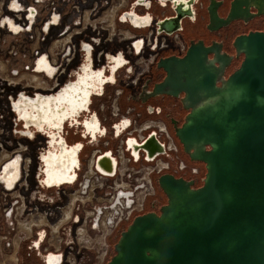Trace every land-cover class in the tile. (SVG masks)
Segmentation results:
<instances>
[{
    "label": "built area",
    "instance_id": "built-area-1",
    "mask_svg": "<svg viewBox=\"0 0 264 264\" xmlns=\"http://www.w3.org/2000/svg\"><path fill=\"white\" fill-rule=\"evenodd\" d=\"M208 2L15 0L18 7H12L13 0H0V54L24 60L20 69L12 57L0 60L1 168L18 160L12 186L0 184L2 257L13 264H46L48 256L56 264H107L132 220L165 199L160 176L203 185L204 164L190 161L173 133L171 121L180 124L186 115L180 99L159 95L141 101L140 95L162 82L164 73L152 78L159 59L185 54L189 26L207 24ZM177 19L175 29H163ZM40 62L54 70L51 77L36 71ZM83 69L100 71L103 81L76 121L63 122L60 130L69 145L82 144L79 168L71 182L47 187L39 177L49 137L34 127L28 135L14 104L21 95L59 94ZM85 117L95 119V139ZM129 140L137 145L135 154ZM150 140L153 146L146 147Z\"/></svg>",
    "mask_w": 264,
    "mask_h": 264
},
{
    "label": "water",
    "instance_id": "water-1",
    "mask_svg": "<svg viewBox=\"0 0 264 264\" xmlns=\"http://www.w3.org/2000/svg\"><path fill=\"white\" fill-rule=\"evenodd\" d=\"M221 5L209 0L207 32L264 16V0H233L225 18ZM188 44L183 56L157 61L164 78L140 98L180 99L186 115L171 121L173 133L189 160L204 164V183L160 176L166 204L132 220L107 264H264V31L236 36L233 55L222 43Z\"/></svg>",
    "mask_w": 264,
    "mask_h": 264
},
{
    "label": "flooded vegetation",
    "instance_id": "flooded-vegetation-1",
    "mask_svg": "<svg viewBox=\"0 0 264 264\" xmlns=\"http://www.w3.org/2000/svg\"><path fill=\"white\" fill-rule=\"evenodd\" d=\"M233 0H227V1H223L222 5L220 6L219 10H218V14L219 17L221 18H225L226 14L228 13L229 7H230V3ZM256 25H258L257 27H254ZM206 26V25H205ZM235 29L234 34L232 33V31ZM251 31H264V16H260L258 18H255L253 20H251L250 22H248L247 24H242L239 21L233 22L230 24L229 27L227 28H222L219 29L216 32H207L206 30H204L203 34L201 36L196 37V40H203L204 44L207 46L213 42L216 43H222L223 46V51L228 50V42L231 38V35H235L234 37L238 36V35H242V34H246L248 32ZM233 37V38H234ZM227 52V51H226ZM118 62L116 61V65L117 66ZM84 70V69H83ZM114 71V68L111 69V74ZM91 76H93V78H91ZM101 72H97V73H87L85 74V72H83V74H81V76L78 75V80L77 82H75L74 84L69 85V89H76V91H74V94H71L68 97L67 102L65 103V106H61V104L59 105H55L54 102L57 101L55 99V95H39V100L42 101L41 106H42V116L41 118H35L36 122H45V124H49V126H51V128H55V130H59V128H62L63 126V122L67 121V118H65V116H69V114H73V112H75V108H77V110H79V108H83V110L86 108L85 104H87V100L89 98H87V94H89V88H97V90L99 89L100 84L102 83V79H101ZM112 79V75L110 76V80ZM85 80H87V82H85ZM91 80H95V84H97V86H93V84H91ZM65 89V88H64ZM160 97V96H159ZM28 98L29 97H26ZM35 98V97H33ZM165 98V97H164ZM32 99V98H30ZM165 100V99H164ZM180 103V100H179ZM65 108H67V110H65ZM82 111V110H81ZM79 112H77L78 114ZM61 118H65V120H63V122H61ZM73 118H75V116H73ZM85 120H87V122H85V128L86 130H89V132H91L92 137L95 139L96 136L95 134H93V132H95L97 125L95 122L94 118H91V120L88 121V117H85ZM76 121V119H75ZM55 122H57V124H55ZM69 122H71V120H69ZM59 124H61V126H59ZM29 127H33V126H29ZM29 127H27L28 132H29ZM41 128H43V126H41ZM51 128H49V130H51ZM37 130H39V125H37ZM55 130H51V132H55ZM30 133V132H29ZM45 133V132H43ZM57 134H59V132H57ZM57 134H55V136H57ZM28 135H31L28 134ZM47 136H49V138H53V134H47ZM59 136H61V134H59ZM61 138H63L61 136ZM53 140H55V142H59V140H57V138H53ZM63 142H65V146L63 147V152L61 155H63V153L67 154V159L70 162V164L73 165V162H75V168H79V159H78V152L80 150L81 147V143L78 142L77 145L73 146V148H75V152H73V150H71V148H69V150H67V146H71L67 143V141L65 139H63ZM61 144V142H59V144H57V146H59ZM55 146V148H53V144H51V142H49L47 149L45 150L44 153H42L41 155V166H40V180L42 182L43 185L48 184L47 182H44V174L43 171L45 169V165H51L52 163H54L56 160L54 159L53 156L57 157V154H53V150H55V152L58 153V147ZM73 156H75V158H73ZM61 160H63L61 158ZM75 168H73V172H75L76 175V170ZM73 175V174H72ZM74 178V176L72 177V179ZM58 183L60 181H63L62 179H58L57 180ZM46 264H56V261L54 259V257L52 256H48L47 259H45Z\"/></svg>",
    "mask_w": 264,
    "mask_h": 264
},
{
    "label": "bare ground",
    "instance_id": "bare-ground-1",
    "mask_svg": "<svg viewBox=\"0 0 264 264\" xmlns=\"http://www.w3.org/2000/svg\"><path fill=\"white\" fill-rule=\"evenodd\" d=\"M5 22L9 25V27L14 28V25L10 20H6ZM40 64H42V62L38 63V66L36 67V71L38 73L45 72L47 76L51 77L53 75L54 70L45 63L43 64V67H40ZM83 72H85V70H83ZM85 74L87 73L85 72ZM79 76H81V74H79ZM91 78H93V76H91ZM85 82H87V80H85ZM91 84H93V86H97V84H95V80H91ZM74 91H76V89H69V87L67 86L59 94L55 95V99L57 101H55L54 104L56 106L59 104H61V106H65V103L67 102L68 97L71 94H74ZM91 91H97V88H89V94L91 93ZM89 94H87V98ZM41 103L42 101L39 100V95H36V97L32 99L25 98V96L21 95L18 98V101L14 104V109L16 111L17 118L20 121H23V125L26 128L29 126H33L35 129H37V125H39V131L45 132L46 135L53 134V138H57V140L61 142V144L57 146L59 142H55L53 138H49V142L53 144V148H55V146L58 147V153L55 152V150H53V154H57L56 155L57 157L53 156L56 161L52 163L51 165H47V166L45 165L44 166L45 169L43 171V174L45 176L44 182L48 183L46 184L47 187L60 186L61 184L71 182L73 180L72 177L75 176V172H73V168H75V162H73V165H72L67 159V154L63 153V155H61L63 152V147L65 146V142H63V138L59 136L61 128H59V130H55V128H51V126H49V124H45V122L35 121V118H41L42 116L43 108L41 106ZM86 105L87 104H85V106ZM65 110H67V108H65ZM81 110H83V108H79V110L75 108V112H73V114H69V116H65V118H67V122L71 120V122L69 123L72 124V120L75 121V118H73V116L77 115V112H80ZM65 118H61V122H63ZM85 122H87V120H85ZM55 124H57V122H55ZM41 126H43V128H41ZM59 126H61V124H59ZM49 128H51V130H55V132H51ZM87 131L89 133V130ZM57 132H59V134H57ZM95 133L96 132H93V134ZM55 134H57V136H55ZM153 144H154L153 141L150 140L149 143L146 144V147L151 146V145L153 146ZM73 146L75 145L72 144L71 146H67V150L71 148V150L75 152V148H73ZM128 147L129 149H132L133 154L136 153L135 151H136L137 145L134 140L128 141ZM61 158L63 160H61ZM73 158H75V156H73ZM17 161H18L17 158H15L14 161L5 164L3 168H0V184L3 185L7 189H9L12 186L14 180L18 177V166H17L18 162ZM97 168L103 171L102 170L103 167L100 163L98 164ZM58 179H62L63 181H60L58 183L57 181Z\"/></svg>",
    "mask_w": 264,
    "mask_h": 264
},
{
    "label": "rangeland",
    "instance_id": "rangeland-1",
    "mask_svg": "<svg viewBox=\"0 0 264 264\" xmlns=\"http://www.w3.org/2000/svg\"><path fill=\"white\" fill-rule=\"evenodd\" d=\"M258 25H256L255 24V26L254 27H257ZM188 33L185 35V37H184V39L189 43V41H191V40H194V41H197L195 38L196 37H198V36H201L202 34H203V32H204V30H205V26H202V25H199V24H197V25H193V26H189V28H188ZM234 31H235V29L232 31V33L234 34ZM235 35H231V38H230V40H229V42H228V50H226L227 51V53L229 54V55H233L234 53H233V51L230 49V44H231V42H232V40L235 38L234 37ZM234 37V38H233ZM183 56V55H182ZM12 57V55H7V54H0V60L2 61V62H8L7 61V59L8 58H11ZM17 57H20V55H17V56H13L12 57V61H11V64H12V66H15V67H17L18 69H20L21 67H22V64H23V62H24V60H17ZM169 57V56H168ZM165 58V57H164ZM239 60L238 61H235V62H233L232 63V66L229 68V71L227 72L228 74H230L233 70H235L237 67H238V65H239ZM7 71H10V69L8 70V69H6V72ZM162 71L161 70H159V69H157L156 67L155 68H153V70H152V78L155 80H157V79H159L161 76H162ZM2 167V165H0V168ZM160 195L161 194H163L161 191H160V193H159ZM166 202H167V200H166V197H165V199H162V200H160L159 202H158V204H156V206H155V209L153 210V212H156V213H158L159 212V209L162 207V206H164L165 204H166ZM119 238V237H118ZM118 240V239H117ZM116 241V240H115ZM117 242V241H116ZM116 244V243H115ZM1 247L2 246H0V264H13L12 263V259L11 258H9V256H8V258L6 257V258H4V257H2L1 255H5L4 253H2L1 252ZM5 253H6V251H5ZM112 253L113 254H111V256H110V258L114 255V250L112 249ZM110 260V259H109Z\"/></svg>",
    "mask_w": 264,
    "mask_h": 264
},
{
    "label": "snow or ice",
    "instance_id": "snow-or-ice-1",
    "mask_svg": "<svg viewBox=\"0 0 264 264\" xmlns=\"http://www.w3.org/2000/svg\"><path fill=\"white\" fill-rule=\"evenodd\" d=\"M12 7H18V5L15 3V0H13Z\"/></svg>",
    "mask_w": 264,
    "mask_h": 264
}]
</instances>
